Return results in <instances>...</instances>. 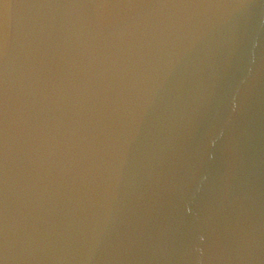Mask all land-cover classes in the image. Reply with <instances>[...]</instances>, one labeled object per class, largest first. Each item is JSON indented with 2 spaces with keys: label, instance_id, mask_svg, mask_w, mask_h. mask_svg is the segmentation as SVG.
<instances>
[{
  "label": "water",
  "instance_id": "95a60500",
  "mask_svg": "<svg viewBox=\"0 0 264 264\" xmlns=\"http://www.w3.org/2000/svg\"><path fill=\"white\" fill-rule=\"evenodd\" d=\"M0 95H125L264 117V0H0Z\"/></svg>",
  "mask_w": 264,
  "mask_h": 264
}]
</instances>
